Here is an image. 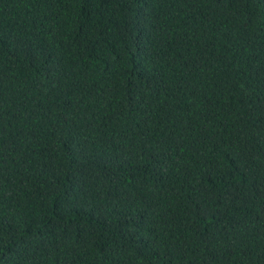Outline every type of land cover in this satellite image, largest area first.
Listing matches in <instances>:
<instances>
[{
    "label": "trees",
    "instance_id": "1",
    "mask_svg": "<svg viewBox=\"0 0 264 264\" xmlns=\"http://www.w3.org/2000/svg\"><path fill=\"white\" fill-rule=\"evenodd\" d=\"M0 264H264V0H0Z\"/></svg>",
    "mask_w": 264,
    "mask_h": 264
}]
</instances>
